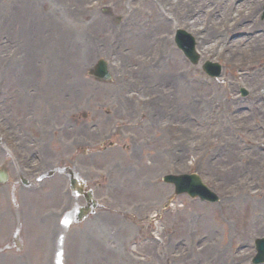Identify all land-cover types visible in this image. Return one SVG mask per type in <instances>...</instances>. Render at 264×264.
<instances>
[{"label": "rangeland", "instance_id": "obj_1", "mask_svg": "<svg viewBox=\"0 0 264 264\" xmlns=\"http://www.w3.org/2000/svg\"><path fill=\"white\" fill-rule=\"evenodd\" d=\"M84 1L85 5L92 9V12L94 11L95 13H98V8L109 7L114 17H124L125 20L127 19L129 11L135 10L134 15L130 18L128 24L122 25L119 30L111 28L112 37H116L120 42L119 50L113 49L110 53L107 54L108 59L107 57L103 58L107 62L110 61L109 64L111 63V69L113 67V69L115 68L117 70L116 73L115 70L113 71L114 78H112V82L110 84L103 85L101 83L93 81L91 78H89L87 74L88 71L86 72L85 70L86 67L80 65L81 63H86L87 66H89V69L91 63L94 61L92 59V52L90 51L89 37H80V43L78 42L74 44L75 46H80L77 48H75L73 45L74 38L72 35L70 36V38L59 40L57 43V48H60L62 51L67 52V57L71 55L69 57V59H71V65L76 64L77 66H79L81 74L78 75L71 70L66 71V66L64 65V63H61V65L63 66H60L59 69L56 70L55 73H53V71L49 70L45 62H43L40 67V61L37 60L36 62V59L27 64L22 63V61L19 59L18 64L13 65V63H11L9 65L8 55H10L11 53L19 52V40L17 34H14L12 36L8 29H3L0 30V37H11L16 46L14 50L9 49L8 47H0V74L4 75L0 76V78L4 77V80H2V84H0V88L4 93L2 100L4 98L14 100L12 111L15 115L13 114V117L11 118V124H9L6 119V122L9 126V128H6L8 129L9 133L17 136V133L21 132V130L22 132L25 131V128L22 126L28 125V123L25 121L28 116H25L24 113L29 107V100H26L25 94L28 97H31L32 95L29 93V91H25V88L31 85L32 92H35L38 87L37 83H39L38 76H42L43 87L40 91L48 99L49 105L48 108L45 109L42 107L43 109L41 111L35 109V115H31V118L33 117L32 122L34 123L37 118L39 119V117H41L39 121L42 122L41 124L43 128L49 131L40 130L36 128L33 123H31L30 126L32 128H30L28 132L31 133V136L33 134L34 137L32 138H36L37 140H44V147L47 150V155H49L50 153L51 156H49L47 161L49 160L48 162H50L52 160L51 165L49 164L48 166L49 168H64L65 166H67L68 168L70 166V160H77L73 156L71 151L66 153L63 150V147L66 148L67 146V143L65 142V139L67 137L65 138V135H57V132L55 130L50 131L54 129V123H57L56 115L59 119H62L63 115L71 112L70 109L74 108L73 111H75L76 109H80L82 111L84 110L86 112V115L89 114V116H93V118L91 117L92 121L97 123V125H100L101 122L98 119L105 118V115L102 114V112H104V110L106 109L112 110L113 108H115L114 103H116L119 99H122L120 104L123 109L130 108L128 111L129 113L126 114H123L119 111H116V114L112 113V115L108 117L111 118V121L110 123L108 122V126L104 127L103 131L107 133L110 129L109 127H111L113 124H116L122 119L130 122V125L120 123V128L118 130V133L116 134L122 138L123 143L121 144V148H118V150H120L117 152L110 151V153L104 155L105 160H107L108 162V169L104 168L106 169V172H104L107 175V180L111 182V189L117 188L116 183L119 181V178L121 179V182L125 183V186L124 190H117L119 191V193L111 194L112 204L109 208L111 209V212L114 213H111L112 217L114 218V222L110 223V228L113 229L111 230V234L114 237L119 234V237H115L116 239L114 240V242L112 241L113 239H110V243L107 242L106 247H104L103 244L107 241V238L109 239L111 235H101L100 239L96 241V245L98 246L99 244L100 246H103L105 248L104 253L106 259H104V253H102L96 256V261L99 264H137L136 258L143 257L144 264H185V257L187 259L194 258V254H191L190 257H188V252L190 251L189 244L187 242H182L179 250L175 249L176 253L184 257V261H178L179 257L176 258L172 256L171 252H168L167 249H164V252L157 257L154 254V247L151 248L150 246L153 245L150 243L149 239V235L151 233L149 223L152 222L148 220V217L153 214V210L159 202L160 204L156 208H160L163 199H165L169 195L171 189L167 186L164 188H151V191H148L147 193V198H144L141 195L137 194V192H140L141 184H146V187H148L149 184H151L150 181L154 180L155 182H158V179H160L161 175L173 173L172 171L176 172L178 170H182L185 167V156L183 158L179 157L182 163L181 166L177 165L176 161L174 160L176 156L175 150H181L182 146H184V148L186 149V154L187 150L192 151L191 149L198 147L199 149H201L198 153H202L206 157V159L204 160L205 164L203 166L204 175L201 170L202 165H200L199 170L204 177L203 179H205L207 185L215 190L220 195V197L222 196V207L220 209L223 210V212L218 214L220 219L218 218L217 222V219H212L213 216L210 215L207 210L203 209V207H191L190 204H188L187 199L180 198L185 207L183 209L184 211L180 212V214L177 215L179 216L178 220L170 222V218L168 216H164L163 220L161 221L160 219L159 223H175V228H179L177 227L176 223H182L183 227L181 228V230L177 231V235L173 238L170 232H168L166 229L164 230L165 235L163 234L161 236L165 238V236H168L167 233H169L172 243H177V241L180 240H187L183 238L185 231V229L183 230L185 225L184 218L192 216L193 219L196 220V222L197 218L201 217L199 223H207L206 227H199V232L196 234L197 236L205 235L207 228V242H211L216 239V237L210 236V231L212 229L210 226L233 222L241 223L242 225H250H243L244 228L242 227V225H239V229L233 231L234 234L227 235V237L242 238V234H244V236L246 237L248 231H256L254 236L263 237L264 119H262V116L260 115L259 118H255V120H253L252 116L247 113L246 109L243 111H236V109L246 108L250 103L249 96L241 98L238 95L239 88L242 86H237L236 84L234 85V95L239 103L234 108L235 111L233 113L232 109H230L225 113H219L214 118V120H209L208 118L203 117L204 115L200 113V110L197 107L194 110H187V108H185L186 104H189L192 98H196L199 95H204L206 91V80L202 75H200L199 69L195 68L192 72H188L186 66L181 63L179 55H176V51L174 50V48L173 50L175 52L169 47L170 50H168L166 56L167 58H169V60L165 63V66L163 68L157 71L159 73H157V77L154 79L155 74H153L152 71H149L148 67L144 66L145 55L142 54V56L139 57L137 55L138 52H136L138 45L135 37L140 33V30L148 31V29H150V31L153 33L152 39L155 37L156 33L152 30V26L154 25L155 21L154 11L155 9H159V7H161L160 3L158 6L157 4H152L150 0H138V2L137 0H129V3H127L125 6L122 0L117 2L119 3V6L115 2L116 0ZM65 2L66 1L63 2L64 5ZM0 3H3L4 7H6L8 10L10 9V0H2ZM71 4L73 3L71 2ZM174 5L181 6L178 12L179 15L181 14L183 8L190 7L189 0H180L178 4L176 3ZM12 7H14V4H12L11 8ZM250 17L251 19H254L255 13L252 12ZM247 18L249 19V16ZM84 19L87 20L86 16H84ZM203 19L204 18L201 17L199 21L201 22V20ZM226 23L231 26L230 22L226 21ZM78 24L81 26V28L84 27V25H81L80 23ZM221 24L223 23H218L217 27L221 28ZM97 27L101 29L105 28L103 17H100V20L97 22ZM237 29L241 30L240 27H237ZM64 30H73V28L70 24L66 23L64 25ZM254 31L257 30L254 28V24H252V29H246V31L243 30V33H251ZM17 32H20L22 34L24 33V30H17ZM104 38L105 36L103 37V39ZM257 41L258 40L252 41L247 46L252 44L253 46L251 47H255V43ZM38 44L40 45L41 42ZM44 44L43 56L45 58L46 56L47 58H49L50 55L53 54V51L57 50L56 45H52L50 41H48L47 43L45 42ZM151 44L152 43L150 40V45ZM26 45H30V41L25 43L22 48H25ZM217 47L219 48L221 47V45L218 44ZM217 47L213 56L206 55L203 56L204 59L218 62L217 64L222 68L221 79H223L224 77L228 78V75L234 78L233 72L227 68V63H229L230 59L235 62L234 60L240 61L242 58L239 57L236 53L230 55L227 51H222L220 53V57L217 55ZM243 48H245V46H243ZM75 49H78V51ZM259 50L260 49L250 51V55L245 57V59L248 58L246 62L251 61V63L257 65L256 62H261L262 60L264 61V58H259ZM149 51H147V54L149 53ZM197 52L199 53V55H201L199 49H197ZM203 57L201 55V60L203 59ZM16 60L17 58L13 59V61ZM41 61H44V59L41 58ZM63 61H65L64 58ZM14 70H17V72L15 73V76L12 77ZM168 70L171 71V76L169 77V79L172 85L171 83L168 85L163 84L166 90V95L163 97V99L166 104L165 110L170 113L171 118L162 120V113L159 119L160 122L154 121L151 120L150 116L152 110L149 108V106L147 107L146 105H142V103H144L148 97H152V95L155 94L156 90L152 91L150 90V88L152 87L153 89H155L153 87V84H158L159 75L162 73L165 74ZM191 76L193 77L191 78ZM11 77L12 79L14 78V84L10 82ZM149 77L153 78V80H150ZM196 77H198V80ZM263 80L264 74L256 75V77L250 76L248 79H246V81H244L246 85L245 89H248L250 92L258 91L257 85H255V83ZM34 83H36L35 89H33ZM143 83H145V87ZM171 87L172 97L169 96ZM121 88H123L124 90ZM230 90V88H221L219 96L229 101L231 97H233L229 94ZM110 94L111 96L110 98H108ZM38 95L41 94L39 93ZM222 98L221 101H223ZM19 103L22 104L21 109L19 108ZM110 103H113V106H111ZM69 105L71 107H69ZM36 106L38 107V104H36ZM228 108H231V106H228ZM9 113L10 108L7 107V109L3 110L1 114L4 118H6ZM140 113L141 115H139ZM17 117L19 120L17 119ZM52 119L54 120L51 121ZM79 120H83L82 115H80ZM224 120H226L227 123ZM49 121H51V123H49ZM102 123L106 124L104 122ZM42 132L45 133V138L43 137ZM47 135L52 136V138ZM54 138L58 140V142H54L52 146H50V141H55ZM63 138L65 139L63 140ZM113 138L116 139L115 136ZM116 142H121L120 138L119 141L118 139H116ZM116 142L113 143L116 144ZM47 144H49V147L46 146ZM133 146L140 152L134 154L132 148ZM49 148L50 150H48ZM130 148H132V150L131 152H128V149ZM138 154L140 155V157H135ZM133 157L135 158L132 159ZM167 157L170 158V161ZM212 157H214L215 159L218 158L217 164L216 162L214 163V158ZM84 162L85 163L83 165H80V161H78L77 165L79 164L81 168L79 171H76L83 175L81 178L86 182L88 187H93V189L95 190V196L100 198V196L103 195L104 192L100 191L98 188L96 189L94 182L97 179H94V177L96 176L97 171L101 170L102 168L96 166L93 167L91 162L88 163V160H85ZM212 163H214V165H212ZM46 165L47 163L45 164L44 169H49ZM81 169L83 171H81ZM109 171L110 173H108ZM159 184L162 185L161 182ZM129 185L133 187V194H129L126 191ZM257 191L258 193H256ZM260 191H262V194L257 198L256 194H259ZM127 194H129L130 196H127ZM247 195L250 196V200L248 201L249 203H242L246 205H244L243 209L240 212H232L231 210L229 211L228 208L233 207L235 205V201L239 200V198L243 199L244 201L246 200ZM257 199H259L257 203V208L259 209H257L256 212H253L252 202H256ZM78 203L79 205H83L82 200H79ZM227 203H230V205L227 206ZM135 204L138 205V209L137 207L135 208L133 206ZM246 207L251 208L249 211L245 212ZM205 208L208 209L207 207ZM1 210V212H3V215L7 211L2 207ZM135 213L136 217H134ZM244 213H246V215H244ZM255 213L257 215V219L253 222H247V220L250 217L252 218ZM111 214L110 212H106L104 215ZM39 215L42 214H38L36 218L33 217L32 223H35V220L37 223L38 218L41 217ZM223 216H225V218L221 219ZM90 220L92 219H89L88 221ZM21 221L22 218H20L17 223ZM88 221H86L85 223H87ZM133 223H136V226L131 225ZM121 224H123V229H121ZM251 224H254V226H252ZM261 225L263 226V228L259 230ZM118 228L123 232L118 233ZM71 229L73 231L75 230V228ZM2 232L3 230L0 229V236ZM11 238L12 234L8 232V234H4L0 238V242L3 241V239H5V241L8 240L9 242L11 241ZM20 238L21 240L27 239L25 235L21 236ZM133 240L137 242L136 245L133 244ZM222 242L223 240L220 243ZM235 242L236 240L232 238L230 240H227L225 247L226 260H228V255H230V250L232 249ZM97 246L93 244L90 246L89 253L92 261L91 259H89L88 261L81 260L82 263L94 264V247L96 253ZM129 246H131L132 249H129ZM171 246H173V244ZM69 247L71 246L67 245L65 242L63 247L65 255H68L66 249H68ZM136 247L137 250L134 251L133 249ZM40 248L41 247H33L31 264H38L37 262H34V260L36 254H39ZM214 248L220 250L221 247L219 248L217 246ZM107 250H110L111 252H108ZM118 250L120 251V254L110 256L112 252L117 253ZM159 251L160 248L158 247L157 252ZM167 252L168 254H166ZM162 255L166 257L165 263L161 261ZM200 263L201 262H199V264ZM194 264L198 263L195 262ZM201 264H205L204 261ZM228 264H231L230 261ZM233 264L236 263L233 262ZM239 264H247V261H243Z\"/></svg>", "mask_w": 264, "mask_h": 264}, {"label": "bare ground", "instance_id": "obj_2", "mask_svg": "<svg viewBox=\"0 0 264 264\" xmlns=\"http://www.w3.org/2000/svg\"><path fill=\"white\" fill-rule=\"evenodd\" d=\"M133 1H136V0H133ZM138 2V0H137ZM241 10V7L238 9V11ZM195 23V22H194ZM194 23H192L194 25ZM167 25L158 21V20H155L154 21V25L152 26V30L153 31H157L156 34H155V38L156 40L158 41V43H160L161 45H165L166 44V40H163L160 38V31L161 29H164L166 28ZM152 35L153 33L150 31V29L147 30H140V33L135 37V40L137 41V45H138V48L136 49V52H138V56L141 57L142 54L145 55L144 59H145V63L146 64H149L151 65L152 63H154L156 61L155 58L151 57L150 55L147 54V51H149L150 49V40L152 39ZM261 39V37H259ZM227 43L230 45V46H233V45H242V42H230V41H227ZM210 44V41H209V37H206L205 39H203L200 47H199V52L201 53V55L203 56H206V55H209L212 53L213 51V46L212 45H209ZM258 44V43H257ZM255 44V48L253 47H250L251 50H255V49H259L257 46H260L263 50V55L261 56V58H264V41L260 44V45H257ZM153 47V46H152ZM161 49H164L165 46H162L160 47ZM245 52H242L244 55H248L249 53H247V49L246 50H243ZM250 51V50H248ZM27 55L30 53L29 50H26L24 51ZM57 55H60V54H64V51L62 50H57ZM259 52H261L259 50ZM35 55V54H34ZM62 56V55H60ZM42 57L44 60H47L49 63H46L47 64V67L49 68V70L51 71H54V70H57L56 66L54 67V65L51 63L52 59L53 58H56V55H50L49 58H46L43 56V53H42ZM64 59L68 60L69 58L67 57H64L62 56ZM26 58L28 59V57L26 56ZM62 59V58H61ZM61 61V60H60ZM53 65V66H52ZM60 66H63V65H58L57 67H60ZM82 66L84 67H88L86 63H83ZM70 67V70L72 71H75L77 72V74L79 75V72L77 71V69L72 66V65H69L65 68V70H68ZM260 70H256L255 73H258ZM171 71H167L165 74L162 73L159 75L158 77V83L162 84L160 85L161 88L163 90H165V87L163 84H170V79L169 77L171 76ZM157 77V76H156ZM163 90H160L163 91ZM96 94V93H95ZM170 96L172 95V87H171V90H170ZM110 98V97H108ZM38 103H39V107L40 109H45V108H48V105H49V102H48V99L44 96V94H42L39 98H38ZM31 101V100H30ZM43 107V108H42ZM29 108L31 109H35L34 106L30 107V104H29ZM185 108H187V110H193L195 109V107L192 105V106H189V105H186ZM124 124V123H123ZM80 130V129H78ZM53 201V200H51ZM111 214V213H110ZM114 218L112 217V214L111 215H107V216H103L101 218V220H96V223L92 224V226H90V232L92 234V236L94 237H101V230H102V225L104 223L108 224L110 226V223H113ZM104 222V223H103ZM115 238L114 236H112V239ZM97 246V245H95ZM86 248V251L88 252L89 251V248L87 246H85ZM95 248V247H94ZM96 250L97 252L95 253L94 252V257H93V262L94 264H99L97 261H96V256L102 254L105 252V248L103 246H100L98 244V246L96 247ZM108 252H111L110 250H107ZM106 251V252H107ZM225 253V254H224ZM116 254H120V251L118 250V252H112V254L110 256H115ZM80 256V252H77L76 254H72L71 258H74V257H79ZM104 256H105V253H104ZM226 250L223 248L222 250H217L216 248H213V247H210L209 246V243L207 246H203L202 250H201V256L199 257L200 258H203L204 261L208 264H227V262H229V259L226 260ZM91 261H92V258H91Z\"/></svg>", "mask_w": 264, "mask_h": 264}]
</instances>
